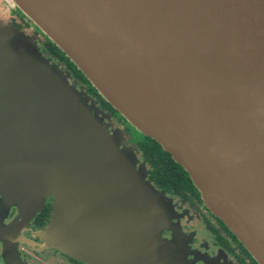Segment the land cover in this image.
<instances>
[{"label":"water","instance_id":"1","mask_svg":"<svg viewBox=\"0 0 264 264\" xmlns=\"http://www.w3.org/2000/svg\"><path fill=\"white\" fill-rule=\"evenodd\" d=\"M12 1L264 264V0ZM115 134L0 23V205L17 209L0 220L3 264H25L18 245L48 197L47 247L89 264L155 260L170 202ZM118 238L134 258L128 241H99Z\"/></svg>","mask_w":264,"mask_h":264},{"label":"flooded vegetation","instance_id":"2","mask_svg":"<svg viewBox=\"0 0 264 264\" xmlns=\"http://www.w3.org/2000/svg\"><path fill=\"white\" fill-rule=\"evenodd\" d=\"M20 20L22 19L20 18ZM93 114L103 120V124L107 126L109 132H122L126 142L134 147L136 136L122 118L110 116L99 111L98 108L96 112L94 108ZM138 157L142 163H145L139 152ZM145 167L148 169L149 164L145 163ZM148 178L151 179L150 175ZM166 195L171 200V223L175 231L169 229L163 232L161 241H157L155 247L156 258L149 264H259L225 223L205 205L196 187L191 191L185 189L181 184H176V192ZM52 207L53 199L48 197L42 210L36 214L24 230L25 236L29 237L20 240L22 242L18 245L21 260L25 264H33L36 261L34 256L38 255L41 258L52 259L53 264H89L60 249L48 248L42 244L43 240L37 236V233L48 225ZM1 213L0 220L6 225L17 215V209L12 207L7 213L2 209ZM99 241H118V244L120 241H128L132 255H128L126 258H134L137 253L136 248L131 247L133 240L118 238ZM120 255V249H118L117 256ZM0 264H3L1 255Z\"/></svg>","mask_w":264,"mask_h":264},{"label":"trees","instance_id":"3","mask_svg":"<svg viewBox=\"0 0 264 264\" xmlns=\"http://www.w3.org/2000/svg\"><path fill=\"white\" fill-rule=\"evenodd\" d=\"M16 11L21 19H26L18 9ZM19 28L22 29L21 24ZM37 31H35L34 35H38L40 38H37L34 35L30 36V38L38 53L46 59L50 65H53L61 72L70 86L82 94L92 110L95 108L96 112V109L98 108L99 111L105 112L110 116L114 115L118 119L122 118L126 122L128 128H132L137 133V137H135V145L132 147L133 153L138 155L139 152L142 160L149 164V168L146 169L145 163H142L145 168L146 180L157 192L170 202V206L171 200L166 194L176 192V184H181L185 189L191 191L195 190L193 182L184 168L177 164L169 153L163 151L156 141L137 132L107 101L101 97L97 90L91 85L81 71L77 69L71 60L51 40L41 32ZM21 33L27 36L25 33ZM96 117L103 123L101 118L98 116ZM117 132L119 133L120 131ZM149 175L151 179L148 178Z\"/></svg>","mask_w":264,"mask_h":264},{"label":"rangeland","instance_id":"4","mask_svg":"<svg viewBox=\"0 0 264 264\" xmlns=\"http://www.w3.org/2000/svg\"><path fill=\"white\" fill-rule=\"evenodd\" d=\"M17 9L18 8L15 6V4L13 3L12 0H0V23H2L4 25H7V26L19 31V32L21 31V32L25 33L29 37L34 35L35 31H37V30H38L37 32H40V30L38 28H36L35 24L29 18H27L23 13L22 14L26 17V19L24 18V19L20 20V17L17 15V11H16ZM20 24H21L22 29L19 28ZM34 36H36L37 38H40V36H38V35H34ZM105 127L108 130L107 126H105ZM130 129L132 130L133 134L137 137V133L132 128H130ZM109 133L112 134V135L113 134L116 135L115 132H109ZM118 134L121 137L120 142H121L122 146L125 149H129L130 151L133 152V148H132L133 145L128 144L126 142V138L124 137L123 133L119 132ZM134 156L136 158V162H135L136 166L135 167L143 175L144 174V170L143 169H145V168H144L142 162L140 161L138 155L134 154ZM145 180H146V178H145ZM51 198L53 199V204H54V198L53 197H51ZM1 212H2V206L0 205V213ZM1 215H2V213H1ZM50 220H51V218H50ZM44 229H42L41 231H39L37 233V236L40 239H42V238L39 236V233L42 232ZM164 231H166V229H164L161 232V235H160L161 238L163 237V232ZM25 235H26V232H23L21 240H24L25 237H29V236H25ZM43 241H42V244L45 245V243ZM45 246L47 247V245H45ZM48 248H51V247H48ZM53 249H55V248H53ZM34 258H36V261L33 264H53V262H54L52 259H48L47 257H42L41 258V257H38V255H37V257L34 256Z\"/></svg>","mask_w":264,"mask_h":264}]
</instances>
